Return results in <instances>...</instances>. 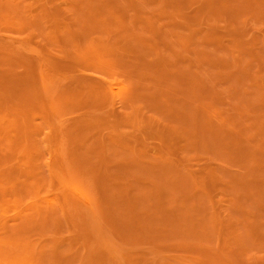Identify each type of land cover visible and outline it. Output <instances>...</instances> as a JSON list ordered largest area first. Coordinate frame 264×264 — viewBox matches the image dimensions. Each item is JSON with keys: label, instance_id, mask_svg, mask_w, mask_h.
Here are the masks:
<instances>
[{"label": "rangeland", "instance_id": "1", "mask_svg": "<svg viewBox=\"0 0 264 264\" xmlns=\"http://www.w3.org/2000/svg\"><path fill=\"white\" fill-rule=\"evenodd\" d=\"M0 264H264V0H0Z\"/></svg>", "mask_w": 264, "mask_h": 264}]
</instances>
